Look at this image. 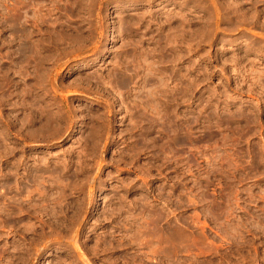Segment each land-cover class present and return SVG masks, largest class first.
<instances>
[{"label": "rangeland", "instance_id": "1", "mask_svg": "<svg viewBox=\"0 0 264 264\" xmlns=\"http://www.w3.org/2000/svg\"><path fill=\"white\" fill-rule=\"evenodd\" d=\"M0 264H264V0H0Z\"/></svg>", "mask_w": 264, "mask_h": 264}]
</instances>
